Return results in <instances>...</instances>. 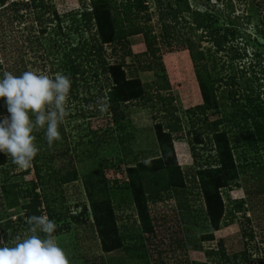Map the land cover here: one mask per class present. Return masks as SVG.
Returning <instances> with one entry per match:
<instances>
[{
    "label": "rangeland",
    "instance_id": "obj_1",
    "mask_svg": "<svg viewBox=\"0 0 264 264\" xmlns=\"http://www.w3.org/2000/svg\"><path fill=\"white\" fill-rule=\"evenodd\" d=\"M10 1L12 0H6L0 6V74L5 71L16 75L24 71L41 72L49 76L61 74L59 66L67 53V44L75 45L80 36L75 33L64 36L66 30L63 26L67 24L64 21L65 15H78L83 10L89 12L92 1L51 0L54 11H49L44 17L48 16L53 21L46 24L43 33L39 32V27L33 20L36 11L24 9L22 5L17 8V12L14 8L1 11ZM14 1L24 3L27 0ZM182 1H186L192 10L210 11L217 18L214 27L224 28L233 20V28L237 31L236 38L226 44L232 46L230 49L226 47L215 52L209 41L202 40L200 44L203 49L210 48V56L207 55L205 71L202 73L204 76L208 75L206 83L219 80L213 82L215 99L220 102L218 114L211 115L208 110L206 116H203L194 109L203 101L185 44L187 38L196 40L204 33L197 31L193 34L192 24L189 23L191 16L185 12L178 15L175 25L173 21L166 19V23L170 22L174 27L169 38H163L158 12L166 8L167 0H144L146 11L135 15L132 13L131 17L144 31L155 36V55L159 59L154 60L148 54L144 57L141 55L146 50L141 33L129 36L127 46L132 54L124 57V78L129 80L136 77L151 95V100L145 103L141 94L138 99L121 103L124 119L119 127L114 125L113 128L108 103L105 97H101L107 91L109 77L102 73L94 80L90 70L79 77L81 81L73 89L76 96L71 97L69 94L67 114L59 129L61 139L51 146L48 143L44 145L46 139L43 130L35 132H40L41 140L35 141L40 151L46 152V156H53L51 161L45 160L42 172L47 170L46 166L68 169V162L77 172L75 181L64 184L61 188L50 189V193L54 192L55 196L60 190L64 198L67 215L62 223L65 226L60 234L54 236L65 249L71 264H232L233 254H237L234 259L236 264H242V253L245 254L246 264H264V192H257L261 184L264 187V140H259L256 136L250 137L246 135L245 129H240L239 126L251 128L253 119L244 120L241 110H238L240 105L246 104L245 95L252 100L257 98L250 105H245L246 110L250 111L251 105L259 104L263 118L256 117L254 120L264 123V0H228L231 4L228 7L225 5L227 0ZM112 3L117 7L120 0H113ZM171 3L172 7L176 6L173 0ZM52 11L60 19L64 17L61 19L64 23L61 21L59 24L63 27L61 31ZM119 12L120 9L117 8L114 11L112 9L111 13L122 19ZM14 14L16 18L12 17ZM65 20L67 21L66 18ZM91 24L88 23L90 27ZM84 28L82 26L81 36L88 37L87 44L98 45L100 41L98 43L97 36L92 35L95 27ZM119 47L120 44L116 42L103 44L102 56L105 61L110 64L119 62L122 54ZM234 51L240 57H234ZM144 61L150 65L161 62L163 70L160 71L157 65L153 70H141L140 66ZM90 65L85 62L81 64L87 70L89 66L93 67V64ZM98 70L101 68L98 67ZM157 74L166 75L168 89L157 90ZM82 77H85L86 83L85 80L82 81ZM231 81L234 83H230ZM137 90L138 88L134 90L135 94ZM157 91L165 100L157 98ZM229 91L234 95L227 98L225 96ZM1 110L2 107L0 113H4ZM170 112L178 116L181 123V131L174 135L171 145L174 159L182 172H195L197 168L202 169L214 163V147L207 140L213 120L219 121L217 128L223 130L229 138L237 179L218 190L223 210L218 230H213L206 219V203L199 185L186 181L187 213L186 209H179L177 201L168 197L170 194L163 190L164 186L160 182L164 175L161 171H156L160 172L158 175L145 173L148 176V179L145 178L148 182L146 192H162V201L147 200V213L153 224L152 232H144L140 227L137 204L125 185L128 183L127 169L134 168L137 162L148 161L160 155L155 125L164 124L166 114ZM192 123L194 125L191 128ZM105 128L111 132L108 134L109 139L96 142L93 154L87 140H94V137H90L91 132L103 133ZM197 134L202 140L201 144H196L193 140ZM27 169V173H21ZM27 169H18L8 156L0 165V237L8 244L14 241L15 236L29 231V227L25 226L20 204L29 200L28 190L31 182H36V179L32 165ZM84 180L104 182L117 236L121 238V245L126 250L105 252L100 248L92 226L93 217ZM2 185L9 190L7 196L1 189ZM35 191L40 198L43 196L40 186ZM11 197L17 198L19 205L9 207L7 204ZM235 200H241L239 209H234ZM7 221H11L13 226L3 232L2 226ZM243 231L251 232L252 237L244 238ZM191 244L196 248L190 249ZM221 247L223 255L217 253L208 257L205 253L208 250L220 252ZM226 256L230 259L226 260Z\"/></svg>",
    "mask_w": 264,
    "mask_h": 264
},
{
    "label": "trees",
    "instance_id": "obj_2",
    "mask_svg": "<svg viewBox=\"0 0 264 264\" xmlns=\"http://www.w3.org/2000/svg\"><path fill=\"white\" fill-rule=\"evenodd\" d=\"M51 0H27L24 3H20L17 1H10L3 9L14 8V11H18L17 8L19 6H23L24 9H30L31 11H36L33 20L36 22L37 26L39 27V32L43 33L45 30V26L47 23H50L52 18L44 17L46 13L53 10V6L50 3ZM91 9L89 12H80L77 14H66L64 21L67 22L66 26H63L66 30L64 36L67 37L68 34H77L80 35L77 39V43L75 45H68L67 44V53H65L64 59L60 64L61 74L67 75L71 81V89L70 94L71 97L76 96V92H73V89L77 87V82L79 77L85 74L88 71H92V76L94 80L97 79V76L100 74H106L109 77V85L107 86V91L104 94H101V97L106 98V103L108 107V112L110 114L111 124L116 127H119V123H121L124 119V113L120 109V104L123 102L128 103L131 100L138 99L141 94L145 101L148 102L151 100V95L148 91L142 87V84L138 81L136 77H131V79L127 80L124 78V57L131 55V50L128 48V37L134 34L141 33L143 35L144 44L146 46L145 52L141 55H151L152 59L158 60L159 57H156L155 52L157 51L155 45V36L149 34V32L144 31L143 27L135 22L134 18L131 15L138 14L141 11H146V4L144 0H120L119 6L115 7L113 0H91ZM172 0H167L166 8L164 10H160L158 13L159 21H161L162 30H163V38H169L171 35V30L174 26L170 24V22L166 23V19L169 21H173V25L177 23L178 15L181 13H189L191 16L190 24H192V31L195 34L197 31L203 32V35H199L196 40H191L187 38V42L185 44V49L188 51L189 58L191 60L192 66L194 68V72L196 75V79L199 85V91L202 98L203 103L196 105L194 107L195 111H199L200 115L206 116V112L209 110L211 115L218 114V102L215 99L213 82H218V79L212 80V83L207 84L205 79L208 75H203L202 73L205 71V60L207 59V55L210 54V48L203 49L201 48L200 44L202 40L209 41L214 48L215 52L222 51L226 49H230L232 46H226L228 42L236 38L237 31L233 28V20L229 21V26H225L224 28L214 27L215 21L217 18L210 11H199L197 9H190L186 1L182 0H173L176 6H171ZM216 1H223V0H216ZM6 0H0V6ZM226 6L228 7L230 2L227 0L225 2ZM120 9V14L122 15V19L120 17L113 16L112 9ZM54 11V10H53ZM52 11V12H53ZM133 13V14H132ZM53 16L57 21V26L61 29L59 24L61 23L60 16H57L55 12H53ZM77 16H79L77 18ZM16 18V15L12 16ZM124 21L121 23V21ZM91 20L93 24H91ZM63 21V23H64ZM69 21V22H68ZM118 21L120 24H117ZM215 22V23H214ZM91 24V27L94 26V34L93 36H97L98 45H88L86 40L81 36L82 34V26L83 28L86 27L91 29L88 25ZM231 26V27H230ZM221 29L223 31L221 32ZM85 31V28H84ZM221 32V33H220ZM93 40V38H91ZM112 42H116L120 44V49L122 50V54L120 55V61L115 63H108L102 56V46L103 44H111ZM235 52L234 57H240L238 53ZM83 54V56H82ZM140 55V54H139ZM210 56V55H209ZM83 60L80 61V58ZM214 61V59L212 60ZM82 62L87 63L88 65L93 64L89 69L83 68L81 66ZM157 65L159 70L162 71L163 67L161 62L158 64L150 65L147 61H144L142 66H140L141 70H153V67ZM98 67L101 70H98ZM156 68V67H155ZM96 70L98 71L96 72ZM205 77V78H204ZM107 77H105L106 79ZM82 81L86 79L85 77L81 78ZM106 81V80H105ZM230 83H234L231 81ZM157 90H166L169 88V83L165 74H157V80L155 81ZM137 93H134V90ZM144 88V89H143ZM134 89V90H133ZM139 93V95H137ZM234 93L231 91L228 92V95L225 96L230 98L233 96ZM156 96L160 100H165L162 98L160 94L156 93ZM224 97V96H222ZM246 104L240 105L238 110H241V116L244 120L246 119H253L251 128L250 127H241L240 129H245L246 135L253 137L256 136L259 140H264V123L257 121L254 118L261 117L263 118V113L261 110V106L257 103L251 105L252 108L250 111L246 110L245 105H250L251 102L257 100L255 98L252 100L250 97L245 95ZM167 100V99H166ZM4 112V108L2 110ZM5 113V112H4ZM82 115V113H80ZM165 123H157L155 125V135L158 144V149L160 155L156 158H153L148 161L137 162L134 168H128V183H126V187L130 189L133 199L137 204L138 215L141 221V229L144 232H152L153 224L151 223V217L147 213V200H155V201H162L161 194L162 192H146L147 189V179L148 176L146 175L148 172L153 174H159L161 171L163 173L164 178L160 182L164 186L166 193L170 194L168 197H172L177 201L176 206L179 209H186L188 213L189 210L187 209L186 205V196H185V185L186 181H190L191 183L199 185V188L202 190V196L204 198V202L206 203V219L209 220V225L212 227L213 230L219 229V222L222 218L221 211L222 204L219 197L218 190L221 187L229 185L231 182H234L237 179V171L236 166L234 165V161L232 159V155L230 152V145H229V138L227 134L223 130H219L217 125L219 121L213 120L209 129V137L208 141L214 147L215 156L213 160V164L207 165L202 169H198L193 171H185L182 172L179 168V165L176 163L173 155V148L171 142L174 138V135L181 131V123L178 116L173 115L171 112L170 114H166ZM264 120V119H263ZM204 121V118L203 120ZM230 121V120H229ZM234 124V123H233ZM239 124V123H238ZM194 123L191 124V128L193 127ZM246 125V123H245ZM244 125V126H245ZM190 128V129H191ZM103 133H96V131L91 132L90 137H94V140H87L88 145L92 148L93 154L95 153L96 142H103L108 140V134L111 133L105 128ZM90 133V132H89ZM95 133V135H94ZM94 135V136H93ZM35 136L37 137L36 140H41L40 132L36 133ZM193 140L196 144H201V138L199 134L193 137ZM121 142V139H119ZM47 142L44 140V145ZM39 149V148H38ZM89 150H87L88 152ZM90 155V154H88ZM53 156L47 155L46 152L38 150L37 156L34 158L32 162V168L35 175L36 182H31L30 189L28 190V198L29 200L23 204H20L23 209V216L25 226L29 227L26 223V217L31 215H45L48 216L49 219L53 220L57 224V229L54 234H60L64 228V223L62 220L65 219L67 215V209L64 204V198L61 195V191L58 190L57 196H55L54 192L50 193V189L61 188L62 185L68 184L73 182L77 179V172L76 169L68 162V169L65 168H53L52 166H46L44 172H42V166H44L45 160L51 161ZM6 161V156L0 154V165H2ZM28 172L27 170L21 171L22 174ZM146 173V174H145ZM145 178H147L145 180ZM160 181V180H158ZM262 185V184H261ZM260 185V186H261ZM41 187L43 196L40 198L39 194L35 191L37 187ZM103 181H92L84 180V188L87 193V197L89 200V206L91 209V214L93 217L92 226L94 227L97 238L99 240L100 248L105 251H114L117 249L126 250V247L121 245L120 239L117 236L116 227L113 222V211L112 206L109 204L108 199L106 197V190L104 187ZM257 188V192L262 193L264 192V187L261 186ZM5 195L7 196L8 191L3 185L1 186ZM45 189H48V195L45 192ZM167 194V195H168ZM164 199V198H163ZM234 209H239L241 205V200L237 202L235 200ZM9 207H14L19 205L18 199L15 197H11L7 204ZM43 205V208L41 207ZM43 212V213H42ZM223 213V212H222ZM153 221V220H152ZM12 222L7 221L5 222L4 226H2L3 232L11 228ZM153 235V233H151ZM243 237L248 239L252 237L251 232L243 231ZM137 247V246H136ZM196 248L194 244H191L190 249ZM220 252H214L213 250L205 251L208 257L211 255L220 253L223 255L222 247L220 248ZM138 250V248H137ZM241 254V253H240ZM232 264H236L234 261L237 258V254L232 255ZM226 260L230 258L228 256L225 257ZM242 264H246L245 254H241ZM93 264V263H90ZM192 264H198L197 262H193Z\"/></svg>",
    "mask_w": 264,
    "mask_h": 264
},
{
    "label": "clouds",
    "instance_id": "obj_3",
    "mask_svg": "<svg viewBox=\"0 0 264 264\" xmlns=\"http://www.w3.org/2000/svg\"><path fill=\"white\" fill-rule=\"evenodd\" d=\"M72 81L64 74L49 76L24 71L0 74V154L11 158L18 169H27L38 154L35 132L43 130L49 146L61 139L60 125ZM28 233L11 244L0 237V264H71L54 233L57 224L47 215L26 217Z\"/></svg>",
    "mask_w": 264,
    "mask_h": 264
}]
</instances>
